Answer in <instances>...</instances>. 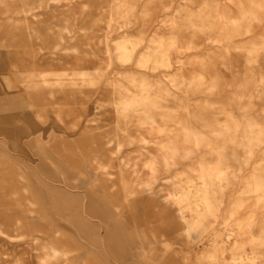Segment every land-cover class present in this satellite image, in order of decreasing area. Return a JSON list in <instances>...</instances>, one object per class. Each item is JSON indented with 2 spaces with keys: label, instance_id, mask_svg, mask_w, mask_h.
Segmentation results:
<instances>
[{
  "label": "rangeland",
  "instance_id": "obj_1",
  "mask_svg": "<svg viewBox=\"0 0 264 264\" xmlns=\"http://www.w3.org/2000/svg\"><path fill=\"white\" fill-rule=\"evenodd\" d=\"M23 1L0 0V231H5L0 232V264H34L42 243L64 252L58 264H245L247 260L241 261V257L256 253V263L264 264V244L253 242L255 237H264L262 193L243 192L252 173L264 176V143L247 154L238 137V143H230L224 150L230 181L213 188L220 205L218 219L210 228L212 219L206 218L192 234L185 232L173 203L148 197V191L142 192L146 187L125 183L129 168L120 163L139 157L143 150L124 144L111 155L114 143L105 145L111 132L118 133L113 88L107 82L120 78L126 69L119 66L116 51L117 43L125 38L139 42L135 56L154 52L161 41L176 40L169 50L173 67L153 72L170 87L173 96L162 103L167 107L163 112L198 121V125L199 119L223 124L226 117L218 107L239 99L242 93V105L231 106L236 116L264 125V85L239 88L233 83L237 78L264 77V51L255 64L246 63L248 50L264 42V7L243 27L242 35H227L223 20H208L207 15H214L217 9L238 18L239 7L250 0H71L51 7L39 5L40 0H27L25 8L35 15L29 27L15 14ZM198 14L201 21L194 18L195 27H191L188 17ZM71 15L76 32L88 31L82 40L76 35L59 38L56 34L64 18ZM203 22L214 27L209 31ZM60 57V66L40 64L44 59L58 62ZM82 58L86 63L100 64V68L111 59L100 84L81 88L57 84L51 87L52 92L44 85L20 86L28 75L40 83L56 82L65 73H72ZM53 70L58 75H53ZM197 74L209 82L217 80V89L180 88L169 82L176 75L188 82ZM210 103H215L217 110L208 107ZM249 103L251 114H243L242 106ZM56 114H61L62 121L58 122ZM29 125L51 130L43 147L60 168V175L48 166L39 167L40 162L29 161L36 150L29 147L33 137ZM213 143L220 146L222 140ZM203 151L208 152L209 161L215 159L211 150ZM94 159L108 165L106 172L114 175L112 183L101 171L89 175L97 167ZM198 160L196 155L187 163ZM138 167L141 170L140 164ZM186 167L180 164L173 173ZM162 183L157 182L155 188ZM161 188L162 196L172 190ZM241 198L243 206L234 218H228L229 209ZM253 214L257 225L240 227V222ZM144 250L146 254L137 259L136 254Z\"/></svg>",
  "mask_w": 264,
  "mask_h": 264
},
{
  "label": "bare ground",
  "instance_id": "obj_2",
  "mask_svg": "<svg viewBox=\"0 0 264 264\" xmlns=\"http://www.w3.org/2000/svg\"><path fill=\"white\" fill-rule=\"evenodd\" d=\"M19 1L22 2V0ZM25 1H23L21 9L17 8L15 10V14L21 17L20 20L24 22L26 27H29V22L31 23L29 20L34 19L35 15L32 14V9L25 8ZM69 1L71 0H40L39 5L51 7L64 5ZM262 7H264L263 0H250L248 5L239 7L240 13L238 18L233 19L215 9L214 15H207V19L211 20L214 18L215 20H223V25L226 27L224 30L227 35H233V33L242 35L243 27H246L252 20L257 18V12ZM201 14L188 17L191 27H195L193 20L198 19L201 21ZM74 19L72 15L64 18L63 24L56 32L59 38L66 35H76L82 40L87 36L86 33L88 31L86 29H83V32L75 31L73 25ZM202 26L205 28L208 27L206 29L211 31L214 24L210 22L206 26L203 22ZM138 44L139 42L137 41L125 38L116 45L117 57L120 60L118 64L120 67H126V69L120 73V78H111L107 82V85L113 88L112 103L114 104L119 124L116 131L118 133L111 132V137L108 138L109 140L105 145L114 143L115 148L110 150L111 155L119 152L124 144H134L137 146L138 151L143 150V152H140L139 157L120 163L121 166L129 168V175L124 177L125 183L139 188L141 186L146 187L142 189V192L148 191V194H150L148 197H161L164 201L173 203L172 205L177 207V214L183 222L187 234L196 232V229L203 224L206 218L212 219L210 223L211 228L218 219L220 209L219 203L214 198L215 190L213 188L216 184L222 187L224 183L230 181V174L225 168L228 159L223 154L224 150L227 149L230 143H233V145L234 143H238L236 139L240 137L242 141L239 142V145L247 149V154H252L254 147L264 143V125L261 121L255 119L242 120L236 116L231 106L242 105V99L245 97L242 93L237 96L239 98L237 100L239 101L230 99L228 103L221 104L218 107L219 112L226 117L223 124H219L214 119L207 120L208 122L204 119H199L201 125H198V121L194 123L184 118L178 119L170 111L163 112L162 109L166 106L162 105V103L170 100L173 96L170 87L165 85L166 83L159 79V76L155 78L156 75H153V72H157L159 69H171L173 67L174 63L169 55V50L170 47L176 45V40L172 38L168 43L161 41L154 52H147L135 56ZM263 51L264 42L260 43L259 46L251 47L248 50L246 63L248 65L255 64ZM105 53L108 54L109 49ZM61 57L57 59L59 60L58 62L50 63L44 59L40 64H49L51 67H56V65L60 66L62 64ZM83 61V58L82 60L80 59L72 73H65V77L57 79L56 82L54 80L47 81L44 79L46 82L40 83L35 81L33 76L28 75L23 77L20 86L22 89H28L33 86L37 88L40 85H44L46 89H50L52 92L53 88L51 87L57 84L63 85L66 88L67 86L81 88L84 84L98 85L105 77L106 69L112 64L110 58L105 62L103 68H100V64H89ZM128 65L134 66V69L129 70L127 68ZM201 65L203 66L204 64L201 63ZM52 73L53 75H58V72H55V70ZM169 82L175 87L180 88L183 85L193 87L195 90H201L205 87L209 92L215 91L219 83L217 80H211L209 82L202 74L193 76L188 82L184 81L181 76L176 75L171 77ZM233 83L239 88H243L245 85L253 88L258 85H264V77L237 78ZM248 96L252 97L253 94L248 93ZM214 106L215 103L208 104V107L217 110ZM242 107L243 114H251L250 103ZM37 114L40 115L41 113L38 112ZM56 118L58 122L62 121L61 114H56ZM24 121L26 120L24 119ZM29 130L31 135H33L29 147L36 149L32 156H37L36 160H33L32 156H29V161L33 164L40 162L42 165H39V167L45 168L48 166L54 170L55 174L60 175V168L54 166L55 163L43 147L50 136L51 130L47 127H39L36 125H29ZM217 139L222 140L220 146H216L213 143V140L216 141ZM204 149L211 150L209 152L215 156L213 161H209L206 158L205 153L208 152L203 151ZM196 155L199 156V160L195 164L187 163ZM249 159L250 156L248 155L245 161L247 162ZM95 160L97 161V167H94L95 169L93 168L89 175L94 176L98 171H101L107 177V180L112 183L114 181V175L106 172L108 165L98 159H94L93 162ZM139 164L145 169V172L142 173V167L140 170L138 167ZM180 164L187 165L186 169L181 173L174 174L173 170ZM162 175H165V177H161ZM161 181L164 184H159L157 186L158 189L155 188L157 182ZM163 186L171 187L172 190L169 191L168 189L167 194L162 196L164 190L161 187ZM137 192L140 193V191ZM243 192L262 193L260 202L264 201V176L256 172L252 173L244 182ZM242 206L243 199L241 198L229 209L228 218H234ZM193 213L196 216L190 217L189 215ZM240 224V227L246 229L255 227L257 225L256 215L253 214L245 222H240ZM0 232L5 234V231ZM9 238L12 239L14 237L10 236ZM253 242L264 244V237L260 239L255 237L253 238ZM36 251L34 264H58L61 258L65 256L63 251L47 243L40 244ZM145 251H139L136 254L137 259H142L144 253L146 254ZM258 255L256 253L251 257L242 256L240 260H247L245 264H257L256 260L258 259Z\"/></svg>",
  "mask_w": 264,
  "mask_h": 264
}]
</instances>
